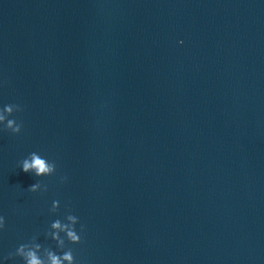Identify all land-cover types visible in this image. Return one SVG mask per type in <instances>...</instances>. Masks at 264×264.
Returning a JSON list of instances; mask_svg holds the SVG:
<instances>
[{"label":"water","instance_id":"obj_1","mask_svg":"<svg viewBox=\"0 0 264 264\" xmlns=\"http://www.w3.org/2000/svg\"><path fill=\"white\" fill-rule=\"evenodd\" d=\"M0 102V256L71 211L78 264H264V0H0Z\"/></svg>","mask_w":264,"mask_h":264},{"label":"clouds","instance_id":"obj_2","mask_svg":"<svg viewBox=\"0 0 264 264\" xmlns=\"http://www.w3.org/2000/svg\"><path fill=\"white\" fill-rule=\"evenodd\" d=\"M177 43H183L182 40ZM21 111V105L16 102H0V132L10 131L15 134L20 132L22 122L14 115V112ZM18 167L23 172L31 173L37 177L51 176L56 172V162L37 150L27 152L17 161ZM63 182L66 177L61 176ZM29 192L46 191L47 185L40 180L28 186ZM60 207L58 199H52L48 208L49 213H55ZM5 225V217L0 214V229ZM83 225L79 217L71 211L66 212L63 218L56 216L50 219L43 234L45 238L55 242V246L43 244L39 234H33L17 243L14 250L7 256H0V264L9 257H19L22 264H78L71 247H66L65 242L79 243L82 238Z\"/></svg>","mask_w":264,"mask_h":264}]
</instances>
